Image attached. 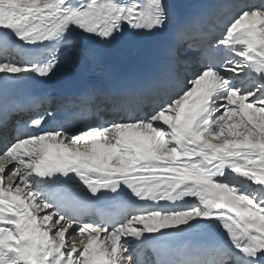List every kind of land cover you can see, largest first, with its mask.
I'll use <instances>...</instances> for the list:
<instances>
[{
  "label": "snow or ice",
  "instance_id": "obj_1",
  "mask_svg": "<svg viewBox=\"0 0 264 264\" xmlns=\"http://www.w3.org/2000/svg\"><path fill=\"white\" fill-rule=\"evenodd\" d=\"M165 32L190 70L89 90L79 123L15 94ZM0 264H264V0L174 25L167 0H0Z\"/></svg>",
  "mask_w": 264,
  "mask_h": 264
},
{
  "label": "bare ground",
  "instance_id": "obj_2",
  "mask_svg": "<svg viewBox=\"0 0 264 264\" xmlns=\"http://www.w3.org/2000/svg\"><path fill=\"white\" fill-rule=\"evenodd\" d=\"M231 2L236 3V2H239V0H231ZM167 3H169L172 6L173 25H174L176 23L184 22L186 20L185 18L197 6H209L210 8H212L217 3V0H167ZM157 35L158 34L152 35V36H144L143 39L146 41H149V38L156 37ZM157 40L158 39H156L155 41ZM104 47L105 46H103L102 48ZM193 54H196V53L193 52ZM180 70L181 71L179 73H184V72L189 71L190 69L189 67L185 65H180ZM113 80H116V79H113ZM22 89L23 88H21L20 90L23 91ZM196 234H202V233H196ZM147 255H150V253H148Z\"/></svg>",
  "mask_w": 264,
  "mask_h": 264
},
{
  "label": "rangeland",
  "instance_id": "obj_3",
  "mask_svg": "<svg viewBox=\"0 0 264 264\" xmlns=\"http://www.w3.org/2000/svg\"><path fill=\"white\" fill-rule=\"evenodd\" d=\"M192 55H194V54H192Z\"/></svg>",
  "mask_w": 264,
  "mask_h": 264
}]
</instances>
